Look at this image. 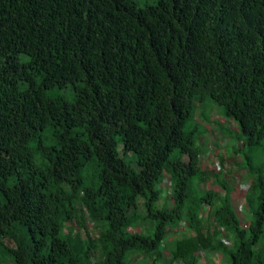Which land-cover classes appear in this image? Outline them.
Segmentation results:
<instances>
[{"label": "trees", "instance_id": "1", "mask_svg": "<svg viewBox=\"0 0 264 264\" xmlns=\"http://www.w3.org/2000/svg\"><path fill=\"white\" fill-rule=\"evenodd\" d=\"M206 98L237 126L244 233L221 171L189 194ZM263 144L264 0H0V264H264V163L238 157Z\"/></svg>", "mask_w": 264, "mask_h": 264}, {"label": "rangeland", "instance_id": "2", "mask_svg": "<svg viewBox=\"0 0 264 264\" xmlns=\"http://www.w3.org/2000/svg\"><path fill=\"white\" fill-rule=\"evenodd\" d=\"M156 0H136V3L140 6L145 4H153ZM24 56V55H22ZM68 89L60 90V93L64 95L66 98L70 97V92L66 91ZM223 107L214 103L209 98L204 99L202 103L195 101L194 109L192 112V117L189 122V127L193 129V135L196 138V145L200 150L201 154V162L200 167L203 171H206L208 176L205 179V182L198 183V178L193 179L189 183V194L192 197L204 195L207 191L214 192V189H217L216 185L212 182V177L214 174L219 173L221 171L219 177L222 179L226 178L230 179L232 182L234 180H244L248 181L247 177H245V170L241 168V165H236L238 162V158L235 157L234 151L240 148V143L236 141V130L237 126L234 122L227 120L223 115ZM211 122H221V130L211 125ZM200 142V143H199ZM200 144V145H199ZM121 145H118V150H121ZM219 154L220 159L216 157V154ZM244 155L248 156L250 159V164L253 166H257L260 163H264V144L257 150H242L238 152V157L241 159L245 158ZM184 158V156H183ZM126 160L130 163L134 170H138V166L135 163L134 157L132 154H128ZM246 164V160L244 161ZM219 167V170H217ZM91 173L94 171V168L91 167ZM244 174V175H243ZM246 178V179H244ZM161 190L162 194L160 196V200H158L155 205L160 207L162 205L168 206V192L170 188V179L169 176L164 174L163 179L161 181ZM235 183L233 182V185ZM246 192L238 191V197H240L239 202L237 203L240 208H243L244 195ZM244 216L239 218V227L241 231L244 233L247 226L249 216L244 207ZM206 208L202 209L201 213L204 216L206 213ZM242 210V209H241ZM239 212H241L238 209ZM148 229L147 222H140L137 225H134L130 228L131 232H143ZM187 227L184 223H178L172 230L169 229L168 235H172L173 237H179L182 232H185ZM259 246H264V235L259 241ZM210 254V253H209ZM204 256V255H203ZM205 257V256H204ZM220 258V257H218ZM216 261V262H215ZM215 261H209L208 264H224L223 262L218 261L215 258ZM160 264V263H159ZM181 264V263H174Z\"/></svg>", "mask_w": 264, "mask_h": 264}, {"label": "crops", "instance_id": "3", "mask_svg": "<svg viewBox=\"0 0 264 264\" xmlns=\"http://www.w3.org/2000/svg\"><path fill=\"white\" fill-rule=\"evenodd\" d=\"M221 122H211V125H213V126H215L216 128H218L219 130H221ZM216 154V153H215ZM216 157H218L219 159L221 158L220 156H219V154H216ZM244 171V170H243ZM244 174H245V172H244ZM243 174V175H244ZM246 177V176H245ZM244 179H246V178H244ZM225 180L227 181V186L229 187V193H228V197H229V199H230V201H231V203H232V206L234 207V209H235V211H237L236 213H237V216L239 217V218H241L242 216H244V209L242 208V210H240L239 209V206H238V209L241 211V212H239L238 211V209H237V203L239 202V200H240V197H238L237 195V193H238V190L236 189V186H235V184L233 185V182L228 178H226V176H225ZM217 187V186H216ZM214 192H216V193H220V190L218 189V187H217V189H214ZM222 194V193H221ZM204 208H206L207 210H206V212L208 211V208H207V206H202V208H201V211H202V209H204ZM205 215H206V213H205ZM204 215V216H205ZM175 238H176V236H174ZM172 235H169V239H173L174 238ZM231 243V242H230ZM210 253V254H209ZM205 257H204V256ZM218 257H220V258H218ZM215 258L218 260V261H220V262H223L224 263V260L222 259V257L219 255V254H217V253H215V252H208V251H203V252H201V254L198 256V258H197V264H208V262L209 261H215ZM216 262V261H215ZM182 264V263H181ZM224 264H226V263H224Z\"/></svg>", "mask_w": 264, "mask_h": 264}, {"label": "built area", "instance_id": "4", "mask_svg": "<svg viewBox=\"0 0 264 264\" xmlns=\"http://www.w3.org/2000/svg\"><path fill=\"white\" fill-rule=\"evenodd\" d=\"M217 170H219V167H217ZM235 183L236 189L240 192H246L248 187H249V183L248 181H244V180H234L233 181ZM243 206V205H242ZM244 208V206H243ZM239 209L241 210L242 208L239 207Z\"/></svg>", "mask_w": 264, "mask_h": 264}]
</instances>
